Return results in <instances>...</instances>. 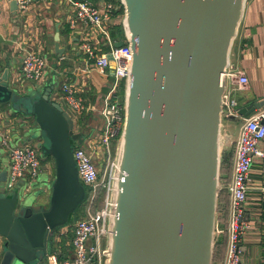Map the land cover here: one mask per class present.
I'll list each match as a JSON object with an SVG mask.
<instances>
[{
    "label": "water",
    "instance_id": "95a60500",
    "mask_svg": "<svg viewBox=\"0 0 264 264\" xmlns=\"http://www.w3.org/2000/svg\"><path fill=\"white\" fill-rule=\"evenodd\" d=\"M245 1L120 0L132 56L106 264H213L223 73ZM53 41L59 57L70 48L60 46L57 26ZM7 73L0 75V104L31 119L27 132L55 170L43 201L28 189L0 196V264H38L54 230L86 199L71 143L81 134L50 99L53 83L35 96V85L19 87ZM263 106L264 98L240 107L236 120ZM6 175L0 171V182Z\"/></svg>",
    "mask_w": 264,
    "mask_h": 264
},
{
    "label": "built area",
    "instance_id": "2783aa9c",
    "mask_svg": "<svg viewBox=\"0 0 264 264\" xmlns=\"http://www.w3.org/2000/svg\"><path fill=\"white\" fill-rule=\"evenodd\" d=\"M35 0H15L16 11L25 12ZM71 7L68 19L70 27L77 31L78 47L85 57V72L93 68L98 74L108 76L112 68V81L104 96L100 115L103 126L91 136L84 146H75L73 151L80 182L85 187L86 199L83 215L64 234L70 232L66 248L58 244L57 249L48 255L49 264H106L108 260V239L111 220L115 216L116 182L119 180L118 166L112 164L101 176L98 167L92 160L93 154L107 156L113 141L118 137L124 122L123 102L119 98L121 83L124 89L129 76L132 52L124 35L123 44L114 45L111 29L117 23H123V6L111 1L95 4L91 0H66ZM48 61L39 52L32 49L23 51L21 74L24 79L35 84H43ZM225 90L222 96V126L224 120L240 117L239 104L234 91L246 89L248 77L238 67L228 64L225 72ZM63 103L72 113L76 122L85 110L82 97L70 83L60 84ZM8 136H2L1 144L7 146L9 166L6 176V187L12 188L26 178H36L41 172V160L37 155L36 145L26 144L23 147H10ZM264 140V106L248 116H241L237 138L234 144V157L230 180L220 178V194L225 191L229 199L228 215L225 226L217 221L215 242L218 237L226 236V253L222 264H244L242 261V241L249 229L245 220L247 192L250 184V171L256 159L264 158L261 142ZM87 147L88 151L85 149ZM87 151V152H86ZM100 154V155H99ZM25 182V180H24ZM219 194V196H220ZM219 210V206H218ZM62 235V234H61ZM57 237V236H56Z\"/></svg>",
    "mask_w": 264,
    "mask_h": 264
},
{
    "label": "crops",
    "instance_id": "0c3cea01",
    "mask_svg": "<svg viewBox=\"0 0 264 264\" xmlns=\"http://www.w3.org/2000/svg\"><path fill=\"white\" fill-rule=\"evenodd\" d=\"M91 1L100 4L107 0ZM70 14L71 7L66 3V0H35L29 10L23 13L11 11L10 0H0V75L6 68L10 81L19 87L30 86L31 84L21 74L23 51L32 49L39 52V50L44 49L48 57V65L46 77L41 86L44 88L51 82V79H59L61 83H70L77 89V95L82 97L85 105V110L77 121V127L84 124L82 119H85L86 116L88 126L86 132L78 130L82 131L85 136L81 140L77 138L76 141L77 144L80 142L85 144L91 136H94L101 129L97 126V122L101 117L100 109L103 105L104 96L110 87L112 74L108 72V76H102L93 68L85 72L86 60L78 47V33L68 24ZM118 24L121 22L116 25ZM56 26L59 29L60 46H70L69 49L65 50L62 57L53 51V36ZM229 61L230 65L241 68L248 77L247 88L236 90L235 93H238L235 98L239 108L264 98V0L245 1L237 33L230 49ZM93 73L102 78V83L92 77ZM121 86L119 92L123 89ZM57 98L62 101L61 92L53 95L52 99L59 102ZM9 108L6 104H0V138L12 136V138L16 137L15 143H17L16 140L28 142L27 136L30 133L27 132V129L31 119L11 112ZM233 125L235 126L227 123L222 128L226 145L236 140L240 120ZM35 143L33 144L35 145ZM260 145L264 150V140ZM8 166V149L0 141V171L8 170ZM49 171L51 170L49 169ZM231 173L232 166L230 174L221 172V178L228 182ZM226 197L227 201L222 214L225 224L229 207L227 193ZM245 215H247L245 220L248 222L249 229L245 232L242 241V261L244 264H264V158L256 159L252 163ZM65 229L64 227L60 228V235ZM223 236L225 244L220 264L223 263L226 253V236ZM57 238L61 240V236L55 237L56 241H58ZM219 260L213 264H218Z\"/></svg>",
    "mask_w": 264,
    "mask_h": 264
},
{
    "label": "rangeland",
    "instance_id": "374dc122",
    "mask_svg": "<svg viewBox=\"0 0 264 264\" xmlns=\"http://www.w3.org/2000/svg\"><path fill=\"white\" fill-rule=\"evenodd\" d=\"M50 47H51V45H50ZM39 54L41 56H43L45 59H48L47 54H46V52H45L44 49L43 50H39ZM92 77H94L98 82H101L102 83V78L99 77L98 75H96L95 73H93ZM50 81H51L50 83H53L54 84V89H53V91L51 93V96H50V99H52L53 98V95L60 93L59 91H60L61 81L59 79H56V81L53 80V79H51ZM28 82L31 85H34V83H31L30 81H28ZM41 85H43V84H35V86L37 88V90L35 91V93H33L35 96H37V95H39L41 93V91L43 89V87ZM235 93H236V91H234V96L235 95H238V93L237 94H235ZM57 100L61 103L62 107L65 110H67L72 115L71 111L63 103V101H60L59 98H57ZM87 122H88L87 116L85 117V119H82V123H84V124L81 127H77L78 123L76 121L75 122V132H77L78 130H82V131L86 132L87 131V126H88L87 125L88 124ZM103 123H104L103 118L100 117L99 120H98V122H97V124H98L97 126L98 127H102L103 126ZM224 123H226V124L227 123L228 124L231 123L232 126H235L233 124H236L237 121L235 119H230V120H224ZM223 133L224 132L221 130V133H220V146H221V150L220 151H221V155L225 151L229 154V157H230L229 158V165L227 164L228 166L226 167V170H227V173L230 174V168L232 166L233 157H234V144H235V141H233L229 145H226V142L224 140ZM33 135H35V133L34 134L30 133L27 136L28 138L26 137L28 139L27 140L28 142H25V143L24 142H21V141L19 142L18 140H16L17 143H15L14 142L15 141L14 139H16V137H13V138H12V136H10L9 138L7 137L8 146H10V147H16V146L23 147L26 144L32 145L35 142V139H34ZM0 140H1V138H0ZM77 143L78 142L76 140H74V145L75 146H79V145L84 146V145H86V144H82L81 142L79 144H77ZM6 148H7V146H6ZM119 148H120V134L116 138V142L113 141L112 147H111V151H110V153L107 156H105L103 158L102 156L99 157L97 154H93L92 160H93V162L96 163V165L98 167V170H99L101 176H103L105 170H108V168H109L110 165L117 164L118 157H119ZM2 149L4 150V147H2ZM85 149L87 150L88 148L85 147ZM37 155H38V157L40 158V160L42 162L41 172H40L39 176H37L36 178H33V179H30V178H26L25 177V179H24L25 182L23 184H19V183L17 184L16 183L15 186L12 187V188H7L5 181L4 182L3 181L0 182V196H3V195L4 196L5 195H11L12 193L21 192V191H25L26 189H28L27 192H31V193L35 192L37 194V196L39 197V199H36V200L38 202H39V200L40 201H43V198L47 195V194L43 193L44 189H46V185H47L46 182L48 180L53 181V179H54L55 165H54V159L51 156H44V155L41 154L40 151L37 152ZM49 169L51 171H49ZM221 200H222V202H226L227 201L226 194H224L222 196ZM85 203L86 202L84 201L82 203V205L72 214V216H71V221L72 222H71V224L67 225V227H70V225H72L77 219H79L83 215L84 210H85ZM69 234H70V232H67L66 234L63 233L62 235H60V229H58V231L55 232V235H54V237L52 239V242L50 240V244H49V248H48L47 255L41 256L38 264H49L48 255L50 253H52L55 249H57V247H59V246H61L64 249L66 247L67 241L70 238ZM56 236H61V241L63 240L64 243L63 242H60L58 244L59 246H57V243H56V240H55V237ZM223 248H224V245H223V247H221L222 252L220 254V260H219V263L218 264L221 263V258H222V254H223Z\"/></svg>",
    "mask_w": 264,
    "mask_h": 264
},
{
    "label": "trees",
    "instance_id": "16d2710c",
    "mask_svg": "<svg viewBox=\"0 0 264 264\" xmlns=\"http://www.w3.org/2000/svg\"><path fill=\"white\" fill-rule=\"evenodd\" d=\"M107 1H111V2H115V3H120V0H107ZM111 35H112V37H113V39H115V40H117V41H119V40H123L124 39V33H123V28H122V25L121 24H118V25H115L112 29H111ZM121 88H123V89H121L120 90V92H119V95H120V101H121V103L123 102V98H124V84L123 83H121ZM78 119H79V117L77 118V120L76 121H78ZM80 134H81V136L79 137V139L81 140L82 138H84V134H83V132L82 131H78ZM114 142H116V139L114 140ZM71 143L74 145V140H71ZM229 154L225 151L223 154H222V156H221V172L223 173V174H228L227 173V170H226V167L229 165ZM228 164V165H227ZM225 181V180H224ZM226 182V181H225ZM224 194H226L225 193V191H222V193L220 194V196H219V217H218V221H219V225L220 226H225V219L222 217V214H223V212H224V204L226 203V202H222V200H221V198H222V196L224 195ZM221 215V216H220ZM71 216L72 215H70V217H69V220H68V223H67V225H69V224H71ZM61 227H58V228H56L55 230H54V233H53V235H52V237H51V242H52V239H53V237H54V235H55V232H57L58 231V229H60ZM69 236H70V234H69ZM224 236H222V237H220V238H218L217 239V241L215 242V248H214V260H213V262H216V261H218L219 260V258H220V254H221V252H222V250H221V247H223V245L225 244V241H224ZM61 242H63L64 243V241L62 240ZM66 248V247H65ZM221 250V251H220Z\"/></svg>",
    "mask_w": 264,
    "mask_h": 264
},
{
    "label": "bare ground",
    "instance_id": "6f19581e",
    "mask_svg": "<svg viewBox=\"0 0 264 264\" xmlns=\"http://www.w3.org/2000/svg\"><path fill=\"white\" fill-rule=\"evenodd\" d=\"M119 156H120V151H119Z\"/></svg>",
    "mask_w": 264,
    "mask_h": 264
}]
</instances>
